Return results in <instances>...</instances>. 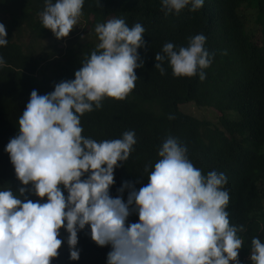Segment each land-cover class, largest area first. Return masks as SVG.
Masks as SVG:
<instances>
[{"label": "clouds", "instance_id": "1", "mask_svg": "<svg viewBox=\"0 0 264 264\" xmlns=\"http://www.w3.org/2000/svg\"><path fill=\"white\" fill-rule=\"evenodd\" d=\"M203 2L161 0V10L165 15L186 6L195 11ZM43 4L42 27L60 39L77 24L84 0ZM94 32L99 42L73 79L55 83L46 94L30 92L17 134L4 147L21 186L15 192L0 188V264H51L65 243L69 260H78L77 233L85 225L97 246H109L105 264H240L242 239L227 218L225 175L214 170L202 174L176 138L162 142L146 184L136 189L122 182L117 191L128 188L126 199L109 194L114 168L129 157L135 134L125 129L119 138L97 142L81 135L80 116L93 106L99 109L105 97L123 99L134 88L145 29L111 18L97 23ZM205 39L196 34L178 48L165 43L154 54V67L163 75L167 60L173 76L198 75L203 81L202 70L211 62ZM6 44L0 23V46ZM25 185L32 199H21ZM260 200L264 205V196ZM132 212L136 215L129 216ZM62 232L67 233L63 241L58 238ZM248 259L243 264H264V242L256 237Z\"/></svg>", "mask_w": 264, "mask_h": 264}, {"label": "trees", "instance_id": "2", "mask_svg": "<svg viewBox=\"0 0 264 264\" xmlns=\"http://www.w3.org/2000/svg\"><path fill=\"white\" fill-rule=\"evenodd\" d=\"M43 7V0H0V23L7 39L0 46L4 60L0 65V188L15 192L21 186L4 147L17 134L18 117L30 92L46 94L55 83L74 78V71L99 42L94 32L97 23L122 18L131 27L138 22L145 32L144 45L137 49V63L142 61V66L134 69V88L123 99L105 97L99 109L93 106L81 115V135L99 142L119 138L125 129L134 132L136 143L129 157L114 168L109 188L113 198L126 199L128 188L117 191L124 181L136 189L147 183L148 172L159 159L157 151L169 136L186 148L187 158L202 174L223 173L227 179L223 189L229 196L227 218L242 239L237 259L240 264L250 263L252 238L264 242L260 200L264 196V0H204L195 11L186 6L167 15L161 0H99V6L95 0H84L82 24L71 39H57L42 27ZM196 34L206 37L204 48L211 55L209 66L202 70L205 79L173 76L167 60L161 75L154 67V54L167 42L177 48L186 46ZM187 104L212 108L218 114L214 121L200 118L182 108ZM24 187L21 199H32L30 185ZM77 236L79 259L69 260L65 243L51 264H105L109 246H97L87 225Z\"/></svg>", "mask_w": 264, "mask_h": 264}, {"label": "rangeland", "instance_id": "3", "mask_svg": "<svg viewBox=\"0 0 264 264\" xmlns=\"http://www.w3.org/2000/svg\"><path fill=\"white\" fill-rule=\"evenodd\" d=\"M80 24H82V22H80L79 17L77 20V24L73 26V28L70 30L69 35H67L66 39H71L75 34H72V32L76 33L80 30ZM27 35V33H26ZM25 35V36H26ZM26 40V39H25ZM27 42H28V38H27ZM43 45L48 46V44L46 42H43ZM63 44L59 43V46H61ZM184 110H189L192 111L196 116L200 117V118H204L207 120H211L214 121L215 117L217 116L218 112L212 108L210 109H206V108H202V109H196L192 104H187L185 106L182 107ZM208 111H211V113H209ZM67 233L66 232H62L60 233L59 237L62 241L66 238Z\"/></svg>", "mask_w": 264, "mask_h": 264}]
</instances>
